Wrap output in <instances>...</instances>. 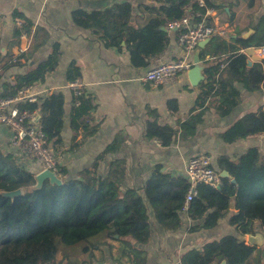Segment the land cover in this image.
Segmentation results:
<instances>
[{
	"label": "trees",
	"instance_id": "obj_1",
	"mask_svg": "<svg viewBox=\"0 0 264 264\" xmlns=\"http://www.w3.org/2000/svg\"><path fill=\"white\" fill-rule=\"evenodd\" d=\"M166 3L160 9L147 7L149 12L156 11L157 17L143 27L133 26V5L130 2L116 3L92 12L77 10L72 13V20L75 25L91 30L107 48L126 46L132 65L145 68L153 56L163 53L169 46L170 36L162 27H167L169 22L184 15L187 0H166ZM206 4L210 6L208 0ZM201 11L205 13L206 9ZM13 16L21 20V26L14 31L18 43L23 34L29 37L34 34L31 52L47 43L49 33L45 29L39 26L35 28L34 22L21 12L15 11ZM253 30L246 37L240 35L233 39L235 44L215 35L200 52L202 59L208 55L214 58L205 69L206 82L201 85L203 89L199 105L203 107L205 101L214 98L221 117L229 115L240 102L235 83H242L250 92L259 91L264 86V59L249 66L250 56L246 54L249 48L264 47V18ZM59 51L60 45L55 44L53 53L46 61L27 74L16 76L14 84H4L0 98L15 96L24 87L44 82L46 75L54 72L58 66ZM15 59H12L11 65L18 62ZM226 68L231 70L230 76L225 75ZM81 78L80 69L71 65L67 71L68 81L79 82ZM72 90L71 129L74 133L82 130L83 138L88 139L97 133V128L89 123L92 100L83 87L80 95ZM65 105L63 92L19 105L21 109L37 111L41 115L42 129L55 151L63 147ZM170 108L176 110L177 103L171 102ZM205 109L184 123L183 137L195 134ZM263 132L264 110H260L245 116L222 134V138L233 143ZM176 135L173 128L161 126L157 120L149 123L147 128V136L159 139L163 146L171 145ZM75 140L73 138L70 151L80 145ZM119 145L120 140L116 137L91 168L80 172V178H64L61 185L47 180L41 188L34 190L31 188L36 185L35 172L31 170L32 166L30 169L23 166L21 150L5 153L0 146V264H56L62 244L83 245V252L89 253V244L101 235L105 239L120 241L123 245L122 256L128 257L131 264H146L144 252L133 241L145 244L151 238L149 208L138 190L121 191L125 161L112 162L107 178L102 179L97 175L101 160L107 153L118 149ZM219 168L229 174L222 177L221 188L200 184L196 197L186 211L183 208L189 183L185 177L174 178L159 171L145 188V197L154 209L158 222L167 229L177 230L187 219H192L204 220V224L190 228L191 232L210 230L231 215L229 223L236 233L206 243L202 250L189 251L183 256L182 264H221L223 261L226 264H251L252 256L257 251V246L246 243L245 236L255 235L259 226L264 227V155L261 156L258 148H253L237 162L223 156L219 160ZM58 172L61 177L67 174V170L60 166ZM233 179L236 183H233ZM19 189L23 190V195L14 198L5 195ZM231 200H235L236 211L233 214ZM260 256H264V249L260 250Z\"/></svg>",
	"mask_w": 264,
	"mask_h": 264
},
{
	"label": "crops",
	"instance_id": "obj_2",
	"mask_svg": "<svg viewBox=\"0 0 264 264\" xmlns=\"http://www.w3.org/2000/svg\"><path fill=\"white\" fill-rule=\"evenodd\" d=\"M124 2L133 5L131 22L135 27H143L157 17V12H149L147 7L160 9L167 5L166 0H0L2 58L0 95L4 84H14L16 76L25 75L35 69L53 53L54 45L59 44V62L56 70L48 73L44 82L33 85V90L43 98L59 92L65 95L63 147L56 151L59 166L67 170V174L62 178H80V172L91 168L117 137L120 145L101 160L97 168L98 177L102 179L108 177L112 162L125 161V179L121 191L125 193L130 189L138 190L149 208L151 224L150 240L145 244L133 241L134 245L144 252L146 264H182L183 256L189 251L202 250L206 243L220 240L225 235L235 234V228L229 223L231 215L210 230L200 229L191 232L190 228L202 227L204 224V220L192 219H187L177 230L167 229L158 222L154 209L145 197V188L159 171L174 178L185 177L187 162L196 155H209L213 160V166L220 173L223 171L219 168V160L223 156L237 162L253 148H258L263 156L262 134L252 135L233 143L226 142L222 134L245 116L264 110V86L259 91L250 92L242 83H235L234 87L240 93V102L229 115L221 117L217 113L214 98L205 101L203 107L199 105L201 103L199 96L203 89L201 85L206 82L205 69L211 64L214 56L208 55L199 61L196 60L195 52H187L179 44V32H169L166 26L162 27L170 36L169 46L163 53L153 56L149 66L138 68L132 65L126 46L107 48L91 30L73 23L74 11L92 12ZM208 2L210 4L208 20L224 34L216 36L230 44H235L233 39L240 35L246 37L252 34L253 28L264 18V0H208ZM250 3H253L252 7ZM15 11L30 18L35 28L42 27L49 33L47 43L37 51L31 52V46L29 50L19 49L24 42L21 39L18 43L14 38V31L18 27V18L13 16ZM30 41L34 42V34ZM14 58H17L18 62L11 65L10 62ZM180 59H186L191 66L189 70H194L182 72L174 82L159 88L143 82L145 74L151 68L160 63ZM73 64L80 69L82 78L79 84L85 89L93 104L89 123L97 128V133L88 139L83 138L82 130L74 133L71 129L74 96L72 83L67 79V71ZM254 64L255 62L251 66ZM224 73L230 76L231 70L226 68ZM171 102L177 103L176 110H171ZM204 107L206 109L195 134L183 137L184 123L201 113ZM37 118L41 120L39 113ZM155 120L161 126H169L177 132L171 145L163 146L159 139L147 136L148 125ZM14 138V132L0 124V146L5 153L20 150L13 146ZM73 138H76V143L80 145L74 151H70ZM31 166L36 176L40 164L33 161ZM222 184L221 179V186ZM231 211L233 214L236 210ZM113 241L117 242V262L112 264H131L128 257L122 256V243L118 240ZM113 241L105 239L102 235L97 236L89 244V253L83 252V246L72 253L69 249L64 261L67 264H105L100 257L102 253L108 255L107 258L113 255L112 249L109 252ZM104 246L108 250L104 249ZM261 247L264 249V239L262 246H257L251 264H264V256H260ZM76 252L82 254L78 256Z\"/></svg>",
	"mask_w": 264,
	"mask_h": 264
},
{
	"label": "built area",
	"instance_id": "obj_3",
	"mask_svg": "<svg viewBox=\"0 0 264 264\" xmlns=\"http://www.w3.org/2000/svg\"><path fill=\"white\" fill-rule=\"evenodd\" d=\"M201 9H206V12L203 13ZM209 13L206 0H187L184 15L180 19L169 22L166 28L169 32H179V44L187 52H195L200 43L211 40L215 35H224L216 26L209 23ZM17 24L21 26L20 19H17ZM21 39L24 44L22 43L19 49L25 51L32 42L26 34H23ZM258 51L261 56H264V47ZM14 60L16 59L14 58ZM190 67L186 59L160 63L147 71L143 82L155 88L167 86ZM71 87L75 90L76 95L82 93L80 91L82 86L79 82L72 83ZM38 97L33 86H28L19 90L15 96L0 98V124L9 127L14 132L13 146L21 150L20 158L26 167L31 168V163L34 161L40 164L39 172L50 170L61 177L58 172L57 153L42 129L40 119L37 118L38 112L19 107L23 102H37ZM262 135L264 136V132ZM185 177L189 183L183 208L185 211L196 197L200 184L214 188L221 187V173L214 168L213 160L209 155H196L191 158L187 162Z\"/></svg>",
	"mask_w": 264,
	"mask_h": 264
},
{
	"label": "water",
	"instance_id": "obj_4",
	"mask_svg": "<svg viewBox=\"0 0 264 264\" xmlns=\"http://www.w3.org/2000/svg\"><path fill=\"white\" fill-rule=\"evenodd\" d=\"M209 42H210V40L207 41V42H203V43H200L199 44L198 49L195 51L196 60L199 61L201 50L204 49ZM246 54L249 55L250 58H251V59L248 60V65L249 66H251L253 62H260L262 60V57L259 56V55H257V52H256V49L255 48H249L246 51ZM191 70H189V71H191ZM221 176L222 177L223 176H229V174H228V172L223 171V172H221ZM35 178H36V185L33 186L31 188V190L41 188V186L43 185V183L45 181H47V180H49L50 183L57 184V185H61L63 183L62 178L56 172H53V171H50V170H45V171L39 172L35 176ZM232 181H233V183H236V180L235 179H233ZM5 195L7 197L14 198L16 196L23 195V190L19 189V190H16V191L8 192V193H5ZM234 208H235V200H231V209L233 210ZM263 239L264 238L263 237L261 238L259 233H256L255 235H251L250 234V235H247V241H248L247 244H252L254 246H258L259 244L260 245L263 244ZM221 264H226V261H223Z\"/></svg>",
	"mask_w": 264,
	"mask_h": 264
},
{
	"label": "rangeland",
	"instance_id": "obj_5",
	"mask_svg": "<svg viewBox=\"0 0 264 264\" xmlns=\"http://www.w3.org/2000/svg\"><path fill=\"white\" fill-rule=\"evenodd\" d=\"M256 49V48H255ZM29 50V49H28ZM259 49H256V52H257V55H259V56H261L260 55V52L258 51ZM262 57V59H264V56H261ZM23 166H25V165H23ZM26 167V166H25ZM26 168H28V167H26ZM28 169H30V168H28ZM62 178V177H61ZM63 179V178H62ZM258 232L257 233H259L260 234V237L262 238H264V227H262V226H259L258 227V230H257ZM97 237H95L94 239H93V241L96 239ZM112 241H113V239H112ZM245 241H246V243L248 242L247 241V236H245ZM114 242V241H113ZM110 244V243H109ZM82 246L83 245H75V246H64L63 244L61 245V247H60V250H59V253H58V255H57V262H56V264H67L65 261H64V258H65V255L67 254V252H68V250L70 249V250H72L71 251V253L72 252H74L73 250H80L81 248H82ZM259 246H262V244L260 245H258V247ZM94 247V246H93ZM72 248V249H71ZM104 249H107L105 246L103 247ZM262 249H263V247H261ZM111 249H112V254L113 255H111V257L110 258H107L108 257V255L106 256L104 253H102V255H101V261H104L105 262V264H112V262L113 263H116L117 262V242H114V243H111L110 244V248H109V252L111 251ZM108 250V249H107ZM115 251V252H114ZM77 253V255L79 256V255H81L82 254V252H81V254H78V252H76ZM94 257V256H93ZM92 257V258H93ZM91 258V257H90Z\"/></svg>",
	"mask_w": 264,
	"mask_h": 264
}]
</instances>
